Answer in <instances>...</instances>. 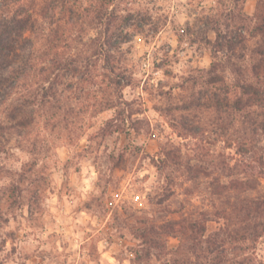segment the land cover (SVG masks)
Here are the masks:
<instances>
[{"label": "clouds", "instance_id": "clouds-1", "mask_svg": "<svg viewBox=\"0 0 264 264\" xmlns=\"http://www.w3.org/2000/svg\"><path fill=\"white\" fill-rule=\"evenodd\" d=\"M0 264H264V0H0Z\"/></svg>", "mask_w": 264, "mask_h": 264}]
</instances>
